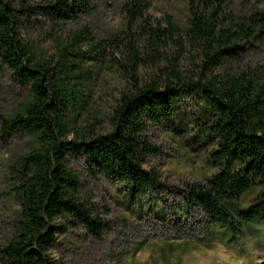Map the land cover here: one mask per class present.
Returning a JSON list of instances; mask_svg holds the SVG:
<instances>
[{
  "label": "trees",
  "instance_id": "obj_1",
  "mask_svg": "<svg viewBox=\"0 0 264 264\" xmlns=\"http://www.w3.org/2000/svg\"><path fill=\"white\" fill-rule=\"evenodd\" d=\"M225 3L190 2L184 27L170 17L152 19L145 0L123 4L124 36L91 44L99 58L108 56L110 47L127 51L125 61L113 58L126 85L100 131L95 117L94 123H82L92 91L90 71L76 68L74 43L80 38L64 42L58 36L57 60L47 61L18 32L31 7L18 10L0 0V61L26 88L22 101L2 119V131H21L30 140L13 169L11 194L20 209L11 237L0 247V264H60L49 252L66 232L62 220L94 236L104 229L93 203L81 195V176L68 167V156H80L90 171L125 184L135 195L159 186L156 173L144 168L155 153L144 135L146 124L168 121L183 94L203 101L204 131L216 139L208 159L217 172L190 186L188 197L211 222L236 236L244 225L264 219V195L237 217L227 208L244 193L264 189V67H236L246 45L264 41V8L232 20L223 14ZM40 9L57 24L90 6L89 0H53ZM140 68L147 73L141 76Z\"/></svg>",
  "mask_w": 264,
  "mask_h": 264
},
{
  "label": "rangeland",
  "instance_id": "obj_2",
  "mask_svg": "<svg viewBox=\"0 0 264 264\" xmlns=\"http://www.w3.org/2000/svg\"><path fill=\"white\" fill-rule=\"evenodd\" d=\"M6 1L18 10L31 7L23 13L18 32L22 41L47 61L57 60L58 36L64 42L80 38L74 43L76 68L90 71L92 91L82 123H94L95 117L100 131L106 129L111 106L126 85L114 59L125 61L127 51L122 46L121 50L110 47L108 56L99 58L91 44L124 36L127 21L122 6L127 0H89L88 11L57 24L40 9L53 0ZM145 1L152 19L170 17L175 25L184 27L189 3L196 0ZM263 8L264 0H226L223 14L232 20L248 18ZM168 53H173V48ZM236 67H264V41L246 45ZM139 72L143 76L147 70L140 68ZM25 93L26 88L12 79L0 61V247L11 237L20 209L17 197L11 194L16 159L30 148L25 133H3L2 119ZM203 113V101L189 93L179 98L168 121L147 122L144 135L155 153L147 156L144 168L156 173L159 186L138 195L125 184L90 171L80 156H68V167L80 173L82 197L93 203L105 226L94 236L82 226L62 220L66 232L58 236L50 256L60 264H264V219L244 225L236 236L211 222L188 197L190 186L206 183L217 172L208 159L216 139L204 131L207 117ZM262 195L264 189L257 187L227 208L237 217Z\"/></svg>",
  "mask_w": 264,
  "mask_h": 264
}]
</instances>
